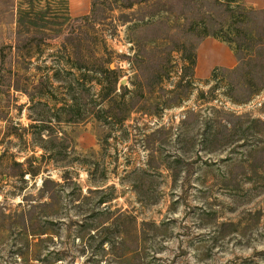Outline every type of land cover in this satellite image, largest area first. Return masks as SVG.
Returning a JSON list of instances; mask_svg holds the SVG:
<instances>
[{
    "label": "rangeland",
    "instance_id": "obj_1",
    "mask_svg": "<svg viewBox=\"0 0 264 264\" xmlns=\"http://www.w3.org/2000/svg\"><path fill=\"white\" fill-rule=\"evenodd\" d=\"M0 264H264V0H0Z\"/></svg>",
    "mask_w": 264,
    "mask_h": 264
},
{
    "label": "crops",
    "instance_id": "obj_2",
    "mask_svg": "<svg viewBox=\"0 0 264 264\" xmlns=\"http://www.w3.org/2000/svg\"><path fill=\"white\" fill-rule=\"evenodd\" d=\"M255 4H260V1H256ZM237 66V59L228 45L213 37L202 39L197 49L195 65V74L198 78L207 80L217 69L233 70Z\"/></svg>",
    "mask_w": 264,
    "mask_h": 264
},
{
    "label": "trees",
    "instance_id": "obj_3",
    "mask_svg": "<svg viewBox=\"0 0 264 264\" xmlns=\"http://www.w3.org/2000/svg\"><path fill=\"white\" fill-rule=\"evenodd\" d=\"M109 73L113 75V74H114V71H110ZM212 75H213V74H212Z\"/></svg>",
    "mask_w": 264,
    "mask_h": 264
}]
</instances>
